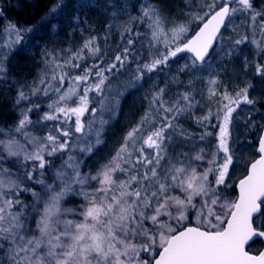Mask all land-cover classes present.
<instances>
[{
	"label": "snow or ice",
	"instance_id": "snow-or-ice-1",
	"mask_svg": "<svg viewBox=\"0 0 264 264\" xmlns=\"http://www.w3.org/2000/svg\"><path fill=\"white\" fill-rule=\"evenodd\" d=\"M185 2L183 20L170 19L164 0H146L138 16L121 24L130 15L129 5L108 0L105 39L116 30L122 41L114 55L105 59L107 52L102 54L95 36L68 49L67 56L45 52L47 71L31 94L49 96L48 111L33 121L29 114L39 105L29 106L13 125L0 126V264H264V249L255 248L264 242V134L239 152L231 137L233 113L241 103H256L249 97L250 83L238 86L234 96L226 89L221 94L226 103L216 117L220 122L212 125L218 128L215 143L207 140L211 131L199 136L210 148L177 152V144H184L176 137L192 140L178 117L191 113L198 102L184 91L169 103L168 82L163 87L154 82L143 113L105 162L96 168L85 163L106 143V126L119 115L121 100L142 87L145 77L151 79L187 53L191 64L178 71L190 74V86L202 79L201 70L212 68L214 55L230 58L233 48L225 47V32L229 26L235 29L237 15L247 17L245 32L232 44L250 43L256 55L264 53V6L257 10L253 0ZM67 7L65 0H53L41 26ZM74 19L80 23L79 15ZM137 21L149 28L146 53L134 47ZM33 28L11 21L4 26L9 41L2 46L7 51H0V80L7 81L9 56L17 45L30 43L25 35ZM86 57L98 62L82 64ZM133 63L134 70L128 67ZM126 69L130 75L121 80ZM255 70L264 76V64L257 63ZM170 82L182 83L178 76ZM217 83L218 73H210L209 97L216 95ZM25 99L21 88L15 104ZM211 118L209 111L196 123L206 127ZM47 121L55 123L38 134L36 125ZM246 123L256 127L251 117ZM36 184L40 192L33 189ZM23 193L31 194L30 202Z\"/></svg>",
	"mask_w": 264,
	"mask_h": 264
},
{
	"label": "trees",
	"instance_id": "trees-1",
	"mask_svg": "<svg viewBox=\"0 0 264 264\" xmlns=\"http://www.w3.org/2000/svg\"><path fill=\"white\" fill-rule=\"evenodd\" d=\"M106 1L108 0H65V3L68 4V7L64 9L63 13L58 15L57 19L53 20L50 24L43 26L44 33L40 34V32L38 33V30L37 32L33 31L32 33L25 35V41H30V43L25 46V44L22 42L20 45L16 46V49L9 56V59L14 57L15 63L9 65V59L7 61L9 68L8 79L7 81L0 80V126L7 128L13 125L15 121L19 119L20 110L26 109L33 104L32 103L29 106H24L21 103L16 105L15 99L17 97L18 90L21 88L24 89V86H26V84L29 82L38 83L40 77L47 71L44 63L45 52H55L58 56H67L68 49H78L90 36L97 37V43L100 45L102 54L107 52V50H104L105 46H101V43L107 41L109 43L108 45L110 46L111 44L115 45L118 41L120 44L122 43L118 34H113L114 31H112L107 36V39H105L106 33H109V29L107 28V25H105L107 23L103 24L102 22L105 20V17H103L104 19L99 17L100 20L97 18L96 21L98 24L92 27L89 24L91 22V18L89 17L88 13L90 12H86V7H78L75 9L73 6H78L84 3H94L96 5L95 7L101 9V5ZM138 1L140 2V0H117L118 3L127 2L129 5L128 11L130 15L126 16L129 20L131 17L139 15L140 4L146 2V0H141L140 3ZM46 3L47 0H0V9L3 10V16H0V51L1 49H4L2 46L9 41L8 35L4 32V26L9 21H11L18 27H24V25H22L19 20L14 17L15 15L12 16L14 12H18V18L25 20L27 19L28 15L35 16L37 11L42 9ZM164 3L166 5V11L170 19L172 18L173 20L179 21L185 18L184 13L188 11L185 0H164ZM253 4L257 10H260L262 6H264V0H253ZM95 13L97 14L98 12L96 11ZM77 15L80 17L79 24H77L74 19V17ZM237 17L238 18L236 21H234L237 23L235 24V29L233 30V27L228 28V35L225 36V47L231 46L233 48L231 57H226V59L227 61L232 62V65H238L240 62L245 64V59L247 64H250L251 61H254L253 52L255 51L256 53V49L250 43L242 45L232 44L234 39L238 38L239 35H243L245 32V26L243 22L247 19V17L245 15H238ZM99 23H101V25H99ZM102 24L104 25V28L102 27ZM143 25L148 27L146 22L141 23L139 21L132 25L133 30L141 33L139 37L133 38L136 40L140 37H143L148 42L150 40V36H148V34L142 35V32H144V30H142L144 27ZM101 29H103V31ZM36 33H38V35ZM249 35H251V30H249ZM138 45L140 48L139 52L142 51V48L143 53L148 51L149 46H147L146 43L140 42ZM138 45L135 43L134 47H137ZM116 47L114 46L113 49ZM251 48H253V52L250 53L248 50H251ZM85 52L87 53V50H85ZM114 54L115 51L110 49V51L107 52L105 59L110 58ZM178 58L181 60L184 59V56H178ZM263 59L264 53L260 55L258 63H262ZM84 61H87L90 64L93 62H98L88 59H85ZM225 62L226 61H223L224 65H226ZM89 63L87 64L89 65ZM173 63L174 61L169 63L170 66L167 67V70L170 69ZM253 63H257V61L252 62V64ZM187 64H191L190 57ZM227 65L229 64L227 63ZM173 70L177 69L173 68L172 71ZM66 84H68L67 80L65 81L64 88L66 87ZM143 93L144 91L141 89V92L138 94L137 101L134 100V95L132 94L125 96L121 100L119 115L106 127L104 132V139L106 143L101 145L100 148L97 149L96 153H94L85 161L86 164H92L94 168L99 167V164L105 161V157L114 151V145L119 144L125 132L136 120L139 119L144 108L147 106V102H145L144 99L145 95H143ZM43 97L44 98H40L37 103L39 108H34V111L29 114L33 121L39 120L44 112L48 111L47 105L51 102L50 98L49 96ZM260 107L262 110L264 108V104H261ZM178 122L179 124H182V127L190 128L196 134L197 132L203 133L205 131H211L213 136L208 137L207 140L215 143V136L218 133V129L216 130L214 128L209 130L207 127H205V125H198L192 120V117L190 116H187V118H179ZM42 123L54 124L55 122L47 121ZM191 136L192 139L196 138L193 135ZM204 143L206 142L204 141ZM176 151H184V149L180 147L179 143L176 146ZM56 162L58 164L59 160ZM51 175L52 173L49 172L48 177L50 178ZM49 182H51L50 179ZM32 187L35 191H41L42 189V186L39 184L32 185ZM22 196L27 202H30V193H23ZM256 247H260L259 243H257Z\"/></svg>",
	"mask_w": 264,
	"mask_h": 264
},
{
	"label": "rangeland",
	"instance_id": "rangeland-1",
	"mask_svg": "<svg viewBox=\"0 0 264 264\" xmlns=\"http://www.w3.org/2000/svg\"><path fill=\"white\" fill-rule=\"evenodd\" d=\"M139 2V1H138ZM141 2V0H140ZM139 2V3H140ZM108 3V1L104 2L101 5V10L102 13L105 17V20L102 21L103 24L104 23H109L110 22V17L109 15H107L104 11V8L106 6V4ZM100 15V14H99ZM97 15V16H99ZM127 15L123 16V19L120 21L121 24L128 22L129 19L126 17ZM238 16V15H237ZM234 17V21H236V19L238 17ZM100 17V16H99ZM91 18V22L89 23L92 27L96 26L98 23L96 21V19L98 17H90ZM172 19V18H171ZM100 20V19H99ZM98 20V22H99ZM76 22V21H75ZM235 24H237L236 22H234ZM102 24V25H103ZM105 24V25H107ZM99 25H101V23H99ZM144 26V25H143ZM236 26V25H235ZM104 28V25L102 26ZM232 26H229V28ZM103 31V29H101ZM123 29L121 28L120 31H122ZM144 32H142L144 34H148V36H150L149 34V29L148 27L144 26L143 29ZM1 31V29H0ZM114 31V35H117L120 37L119 31L113 30ZM228 31L227 30L226 35H228ZM135 30H133V37H135ZM1 33V32H0ZM113 36V35H112ZM121 38V37H120ZM137 38V37H135ZM140 37L138 39H136V44H140L141 43H146L147 46H149L148 42L143 38ZM149 38V37H148ZM109 43L107 41L101 43V46H105L104 50L110 51V49L112 51H117V45H121L119 43V41L115 44V45H108ZM108 45V46H107ZM100 46V45H99ZM116 47L115 49H113V47ZM136 51L139 52L140 48L139 45L137 47H135ZM162 49V46H161ZM251 52H253V48H251V50H248ZM141 53H143V48ZM254 61H259L260 55H256L255 51L253 52ZM88 60H92L91 58H87ZM175 57L172 60L169 61V63L172 61H174V63L171 65L170 69L167 70V68L164 69L163 72H159V73H153L151 74V79H149L148 77H145V80L143 82V86L142 87H138L136 89L131 90L127 95H134V100L137 101V97L138 94L141 92V89L144 91L143 95H150L151 92V88H152V84L155 82L159 87H163L165 85L166 82H168V89H167V98L169 100V103L172 102V100L177 98V92H184V91H191L192 95L195 97V100L198 102L196 103L195 107L192 109L191 113H185L183 115H181L179 118H187V116L192 117V120L196 123V119L198 117L207 115L209 111H211L212 113V118L210 122H205L206 127L210 130V129H218L216 127H212L213 124H218L220 121H218L216 119L217 115H221L222 116V112H221V108H222V103H226V101H221V94L225 91V89L232 94L233 96L235 95V93L237 91H239V87L244 86L245 83H250L252 85V87L249 89V97L253 98L256 100V103L254 105H248V104H244L241 103L240 106L236 109V111L233 113V124L231 127V137H232V141H234L233 143V147L234 149L239 152L242 148L245 149H250L251 145L254 144L256 142V139L258 137V135H260V131H261V125L264 124L263 121V111L261 110V104H264V76L258 75L256 73L255 70V66L257 63H253L254 61H251L250 64H248L247 68H245V64L243 63H238V65H232V62L227 61L226 57L223 56L222 52L217 53L216 55H214L212 57L211 63H212V68L211 69H204L201 70V72L199 73V75L202 77V79H196L193 80L192 84L189 86L188 85V80L190 78V74L189 73H180L178 70L181 66H183L184 64H186L187 62H189V57L184 56V59ZM223 61H226V65H224ZM82 64L85 63H89L87 61H82ZM227 63L229 65H227ZM260 63V62H259ZM260 64H264V59L262 61V63ZM89 65H91L89 63ZM135 64H131L128 67L132 70L135 69ZM177 69V70H173L172 69ZM76 72L78 73L79 70H76ZM210 73H218V83L215 86L217 89V93L215 96L213 97H209L208 95V89L209 87H211L208 84V78ZM130 75L129 71L126 69L123 74L120 76L121 80H124L125 78L127 79L128 76ZM173 76H178L179 80L182 83H171L170 81L172 80ZM34 84H38V83H31L29 82L28 84H26V86H24L25 88L23 89V91L25 92L26 96L28 97V99L22 100L20 103L24 106H33L36 105L38 103V101L40 100V98H44L43 94H37V95H32V88L34 86ZM42 86V85H41ZM68 87V84H66V87ZM63 91V89H62ZM50 95L52 96V98H55V94L54 93H50ZM90 95H95L90 94ZM97 99H99L97 97ZM51 101V100H50ZM147 102V101H145ZM251 117V119L253 121H255L256 127L255 128H251L248 126V124L246 123L247 119ZM45 125L47 126H51V123H42L40 125H36L35 127V131L40 134L43 135L47 128L45 127ZM180 125L182 126V124L180 123ZM108 126V125H107ZM106 126V127H107ZM183 129H185L188 133H190L191 135L195 136V139H192L193 141H183L181 137H176L175 139L178 142H182L184 144V151H189L192 150L193 147L195 146L196 148L200 147V146H207V147H211V144H206L204 143V141H200L199 140V136L202 133L197 132L194 133L192 129L190 128H185L182 127ZM3 137L0 136V139H2ZM254 151V149H252ZM247 151H245V158H247ZM105 162V161H104ZM103 162V163H104ZM102 164V163H101ZM100 166V164H99ZM87 170V169H85ZM236 175H239V172L236 173ZM211 179V177H210ZM40 192V191H37ZM32 199V197L30 198ZM79 199V198H77ZM31 201V200H30ZM71 206V205H69Z\"/></svg>",
	"mask_w": 264,
	"mask_h": 264
},
{
	"label": "bare ground",
	"instance_id": "bare-ground-1",
	"mask_svg": "<svg viewBox=\"0 0 264 264\" xmlns=\"http://www.w3.org/2000/svg\"><path fill=\"white\" fill-rule=\"evenodd\" d=\"M53 3V0H47V3L42 7V9H40L39 11H37V13H36V15L35 16H32V15H28V17H27V19H25V20H22L21 18H18V12H14V14L12 15V16H14L17 20H19V22L22 24V25H24V27L25 26H28V25H32V26H34V28H33V31H38V33L40 32V34H42V33H44V30H43V26H41V18L45 15V13H46V11H47V8L51 5ZM74 7H75V9H77L78 8V6L77 5H73ZM93 7H91V8H88V7H86L85 8V10H86V12H90V13H88V15H89V17H98L99 18V16L100 17H104L103 16V13H102V11H101V9H98L97 7H95V8H93ZM98 12L97 14L95 13V12ZM92 12V13H91ZM100 14V15H99ZM97 15H99V16H97ZM73 16V15H72ZM100 19V18H99ZM104 19V18H103ZM25 40H26V38H25ZM1 51H7V49H1ZM12 63L14 64L15 62H14V57H12V58H10L9 59V65H12ZM17 63V62H16Z\"/></svg>",
	"mask_w": 264,
	"mask_h": 264
},
{
	"label": "water",
	"instance_id": "water-1",
	"mask_svg": "<svg viewBox=\"0 0 264 264\" xmlns=\"http://www.w3.org/2000/svg\"><path fill=\"white\" fill-rule=\"evenodd\" d=\"M179 55H184V53H181ZM188 55H190V54H188ZM263 121H264V117H263ZM261 133L264 134V128L262 129ZM261 244L263 245L262 249H264V242H261Z\"/></svg>",
	"mask_w": 264,
	"mask_h": 264
}]
</instances>
